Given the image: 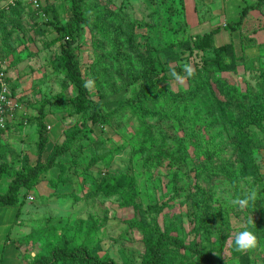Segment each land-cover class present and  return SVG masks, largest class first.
<instances>
[{
  "label": "rangeland",
  "instance_id": "obj_1",
  "mask_svg": "<svg viewBox=\"0 0 264 264\" xmlns=\"http://www.w3.org/2000/svg\"><path fill=\"white\" fill-rule=\"evenodd\" d=\"M189 1L83 0L87 18L94 21L104 13L116 15L113 24L131 35L138 48L153 47L159 75L167 79L144 101L150 115L143 125L128 110L112 115L109 123L92 124L89 112L43 107L47 138L59 144L65 136L74 140L61 156V165L43 173L47 183L42 189L28 192L32 200L0 207V264H30L33 256L48 254L63 238L71 246L88 248L98 258L141 264L146 244L142 232L128 225L132 218L183 238L190 249L169 248L179 256L177 263L198 264L202 258L201 264H264V117L259 126L245 124L242 129L253 140L252 155L258 165L255 175L228 146L241 127L234 113H228V124L222 123L194 83L198 70L206 64L224 85L237 87L248 100L253 99L254 111L264 116V90L259 85L264 82V1L246 14L239 29L219 30L221 34L204 42L198 41L199 36L215 25L233 24L244 6L260 0H235L237 5L229 13L222 12L223 0ZM70 7V0H43L42 8L50 16L48 24L29 9L14 11L11 19H5L10 23L3 20L0 61L13 96L31 114L38 115L47 98L74 94L59 59ZM119 38L118 61L112 50L95 47L94 32L75 25L72 53L83 76L105 71L113 76L128 64L134 75L138 72V61L127 50L123 36ZM186 67H191V76ZM173 72L183 79L177 80ZM112 78L106 85L89 83L88 96L96 101L99 91L108 94L111 84H120L116 76ZM215 94L225 100L220 90L215 89ZM247 107L245 103L243 108ZM33 124L19 130L10 125L0 134V162L6 169L16 172L22 166L20 160L36 159L37 122ZM60 124L66 135L62 133L56 142L47 126L55 132ZM204 141L219 148L210 165L204 161ZM6 173L0 182L2 191L9 180ZM117 175L133 179L134 185L116 186L117 191L111 192L104 184L116 183ZM120 188L133 193L134 204H123ZM239 200L246 203L241 205ZM244 230L256 235L252 249L235 247L236 235ZM191 249L199 250L201 256ZM55 264L73 263L61 260Z\"/></svg>",
  "mask_w": 264,
  "mask_h": 264
},
{
  "label": "trees",
  "instance_id": "obj_2",
  "mask_svg": "<svg viewBox=\"0 0 264 264\" xmlns=\"http://www.w3.org/2000/svg\"><path fill=\"white\" fill-rule=\"evenodd\" d=\"M264 0L257 1L253 4L246 5L242 8L239 14V18L233 24H225L223 27L225 30H236L239 29L246 17V14L253 9L259 8ZM70 20L63 27L65 30L66 40L63 47L61 48V55L59 57L61 61V68L64 70L65 77L72 83L74 88V94L71 97L57 96L55 99H45L42 101L41 106L38 110V115L24 111L23 106L19 104V101L13 96L12 89L10 91L11 96L18 103L19 109L14 111L15 119L6 121L4 128L0 129V134L7 130L10 125L16 127L17 130L21 129L25 125L37 122V152L38 155L33 161L27 160L25 158L22 166L17 169L16 172H12L10 168L6 169L5 163L0 162V180L6 173L9 179L5 189L0 190V207H9L14 205H22L27 197L29 191L36 188L40 182V177L43 173L48 170L58 168L61 165V156L68 152L71 147V142L74 138L71 136H65L66 130H62L65 136L64 140L59 143L50 144L47 138V132L45 127L46 112H44V106L48 107H67L71 108L76 114H84L89 112V118L92 124L101 121V123H109V119L112 115L117 114L122 110H128L130 113L135 114L138 120H140L141 125L144 123V119L148 117L149 110L143 107V103L147 98H150L154 93L159 90V88L164 85L166 81L165 75H159L160 72L156 67L155 61L152 58L154 48L147 47L141 50L137 47L135 42L132 40V36H126V32L122 27H118L113 22L116 20V15L113 14H102L97 16V18L92 21L87 18L83 11V0H70ZM182 0H180L181 4ZM171 3H169L170 12ZM21 9H29L31 14L37 16L35 11H33L28 5L18 3L9 12H2L0 14V27L3 22L7 21V17H10L14 11ZM167 9V8H166ZM43 20L45 24L50 22V16L45 12ZM12 16L10 17V19ZM4 20V21H3ZM12 22V21H11ZM85 25L97 36L94 40V45L98 50H103L108 48L114 53V58L119 61L121 53L120 48L122 43L119 42V37L123 36L126 41L127 50L134 55V58L138 61L140 68L138 72L134 75L129 64L126 65L119 73L115 75H108L105 72L98 74H90L89 77L82 75L81 71L77 67V63L74 59V54L72 53V45L75 43V25ZM218 26L213 28L210 32H206L199 36L198 41L204 42L208 41L214 34L219 31ZM57 31H61L62 28H55ZM188 43V41H186ZM188 47V46H187ZM203 50L204 48H200ZM244 46H241V52H244ZM4 69V68H3ZM178 71V68L175 69ZM199 75L196 78L195 89L199 90L205 95V97L210 101L211 113L224 124H228L229 114L234 113V119L236 122L241 124L240 128L235 130V135L228 146L234 148L237 152L238 158L243 159L250 169H253V173L258 174V165L256 164L255 157L253 154V140L247 134L243 132V125H260L263 113L261 111H254L253 99L248 100L247 95L241 94V90L237 87H230L228 84L224 85V82L220 81L214 75V70L208 65L201 67ZM116 76L119 83L118 86L111 84L108 87V94H103L98 92L97 100L88 96V84H110L112 77ZM215 78V79H214ZM214 79V80H213ZM213 80V81H212ZM264 83V82H263ZM259 84L264 90V84ZM223 84V85H222ZM136 86V90H130ZM226 86V87H225ZM215 89L220 90L224 94L225 100L218 99L215 94ZM248 103L247 108H243V105ZM102 108L105 109V114L102 113ZM241 111V112H240ZM20 112V113H19ZM240 112V113H239ZM48 116V115H47ZM63 136V137H64ZM211 141L203 142V149L206 150L204 156V161L206 165H210V160L212 157L217 155L219 148L211 146ZM1 146V145H0ZM2 152V151H1ZM204 168V166H200ZM210 167V166H208ZM240 169V168H239ZM44 175V174H43ZM124 177V178H123ZM116 180L110 184L106 182L104 185L111 187V192H116V186H127L132 187L135 182L134 180L123 176L117 175L114 177ZM123 179V182H122ZM123 199L124 205L134 204L133 193L127 190L124 192L120 188L118 190ZM137 192V188L135 189ZM128 225L132 228H136L143 234V239L146 244V250L144 253V258L141 264H188L183 262L177 263V254L173 253L169 248L175 249H190L184 242L183 238L174 236L171 234L170 230L161 231L155 224L144 223L141 224L140 221L132 218L128 221ZM19 241V240H18ZM20 242V241H19ZM193 253L198 256L200 255L199 250L191 249ZM67 261L73 264H118L111 258H98L96 255L92 254L90 250L84 246L74 247L71 246V242L67 238H63L61 244L53 247L49 250L48 254L45 255H35L32 257L30 264H55L58 261ZM203 259H199L201 264ZM253 262L250 261L249 264ZM193 264V263H189Z\"/></svg>",
  "mask_w": 264,
  "mask_h": 264
},
{
  "label": "built area",
  "instance_id": "obj_3",
  "mask_svg": "<svg viewBox=\"0 0 264 264\" xmlns=\"http://www.w3.org/2000/svg\"><path fill=\"white\" fill-rule=\"evenodd\" d=\"M43 0H0V14L9 12L18 3L28 5L37 16L44 17L42 12ZM10 86L0 61V129L4 128L6 121L15 118L14 111L19 109L18 103L10 94ZM27 200H32L31 195H27ZM264 262V260H263Z\"/></svg>",
  "mask_w": 264,
  "mask_h": 264
},
{
  "label": "crops",
  "instance_id": "obj_4",
  "mask_svg": "<svg viewBox=\"0 0 264 264\" xmlns=\"http://www.w3.org/2000/svg\"><path fill=\"white\" fill-rule=\"evenodd\" d=\"M188 2H190L189 0H188ZM207 2H212V0H207ZM220 2L221 1H219L218 3L220 4ZM222 3H225V6L224 7H222L221 9H223L224 11H222V12H224L225 13V11H226V13H229V10L230 9H232V10H234V5L236 4V2H235V0H232V1H229V0H223L222 2H221V4ZM231 5V6H230ZM237 5V4H236ZM26 6V5H25ZM240 13V12H239ZM203 24H204V26H207V25H209V21L207 22V19H205L204 20V22H203ZM225 24H222V25H215V26H213V28H215V27H223ZM219 27V28H220ZM224 28H220L219 30H221V31H224L223 30ZM222 33V32H221ZM220 32L218 33L217 32V34H221ZM3 34H4V32H3V30H2V26L0 27V36L2 35L3 36ZM195 34H199V33H197V32H195ZM15 119V118H14ZM30 125H34L33 123H31ZM27 125H25L23 128H25ZM47 128H49L50 130H49V134H51V136H54L55 135V141L57 142L58 141V139H60L61 138V134H62V130H63V128H62V125L60 124V129H58L57 131H55V132H53L52 131V126L51 125H48L47 126ZM23 131H24V129H23ZM59 131H60V133H59ZM58 135V136H57ZM48 140H49V142H51V143H53V141L54 140H52V139H49V137H48ZM46 174H44L42 177H41V179H42V181L41 182H39V184L36 186V188L35 189H33L32 191H40L41 189H42V186H44L46 183H47V181L46 180H43V177L45 176ZM3 179H6L4 176L1 178V180H3ZM1 180H0V182H1ZM9 181V180H8ZM8 183V182H7ZM7 185V184H6ZM29 195H30V193H28ZM27 194V195H28ZM32 197V196H31ZM33 198V197H32ZM15 206V205H14ZM9 207H11V206H9ZM16 218H17V216H16ZM19 222V221H18ZM5 238H7V240H6V243H11V241H8V237H5ZM21 243V242H20Z\"/></svg>",
  "mask_w": 264,
  "mask_h": 264
},
{
  "label": "clouds",
  "instance_id": "obj_5",
  "mask_svg": "<svg viewBox=\"0 0 264 264\" xmlns=\"http://www.w3.org/2000/svg\"><path fill=\"white\" fill-rule=\"evenodd\" d=\"M185 71L188 76L192 75L191 67H186ZM173 75L175 76L177 80L183 79V77L177 75L175 72H173ZM238 203L243 205L246 203V200H239ZM256 242H257L256 235L249 230H244V231L239 232L236 235L235 240H234L235 247L239 250L252 249L256 246Z\"/></svg>",
  "mask_w": 264,
  "mask_h": 264
}]
</instances>
